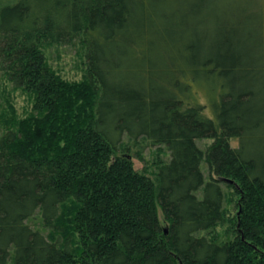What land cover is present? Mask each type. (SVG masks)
Returning <instances> with one entry per match:
<instances>
[{"label": "trees", "instance_id": "1", "mask_svg": "<svg viewBox=\"0 0 264 264\" xmlns=\"http://www.w3.org/2000/svg\"><path fill=\"white\" fill-rule=\"evenodd\" d=\"M76 42L71 83L45 46ZM0 73L35 94L0 136V264H264V0H16Z\"/></svg>", "mask_w": 264, "mask_h": 264}, {"label": "rangeland", "instance_id": "2", "mask_svg": "<svg viewBox=\"0 0 264 264\" xmlns=\"http://www.w3.org/2000/svg\"><path fill=\"white\" fill-rule=\"evenodd\" d=\"M16 0H0V8L15 2ZM46 56L50 67L59 74L63 80L76 83L81 82L84 79L85 68V48L81 42H76L69 45H53L47 44L45 46ZM202 94V93H201ZM203 97V94L201 95ZM35 94H31L28 91L22 89H15L14 86L9 82L7 76L0 73V136L6 130V126L9 123V116L12 112H16L19 118L27 116L33 108ZM213 140L204 139L201 141V145L207 146ZM231 144L233 147H237L240 141L232 140ZM133 157V163L136 170L144 172L150 176L155 172L153 165L156 161L163 160L168 156V152L163 145L151 146L146 141H141V144L132 145L130 151L127 153ZM140 156V158L137 157ZM207 171V170H206ZM229 200L233 196V190L226 188ZM228 213V223L218 227L215 233H213L215 238L220 241H225L230 237V231H232V224L234 222V217H236L237 210L232 205L227 209ZM163 219L162 215H160ZM41 220H32L31 225L34 228H40ZM232 235V233H231Z\"/></svg>", "mask_w": 264, "mask_h": 264}, {"label": "water", "instance_id": "3", "mask_svg": "<svg viewBox=\"0 0 264 264\" xmlns=\"http://www.w3.org/2000/svg\"><path fill=\"white\" fill-rule=\"evenodd\" d=\"M228 182L232 183V181H228ZM166 232H167V229H166Z\"/></svg>", "mask_w": 264, "mask_h": 264}]
</instances>
